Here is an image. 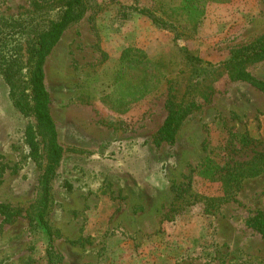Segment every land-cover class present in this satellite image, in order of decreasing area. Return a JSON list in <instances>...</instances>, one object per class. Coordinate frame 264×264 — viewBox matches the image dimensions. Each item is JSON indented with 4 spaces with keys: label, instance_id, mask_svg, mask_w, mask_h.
Instances as JSON below:
<instances>
[{
    "label": "rangeland",
    "instance_id": "obj_1",
    "mask_svg": "<svg viewBox=\"0 0 264 264\" xmlns=\"http://www.w3.org/2000/svg\"><path fill=\"white\" fill-rule=\"evenodd\" d=\"M36 4L52 12L59 0H0V16H29ZM86 6L44 63L62 148L46 216L58 264H264V241L246 224L264 213V173L244 178L234 200L209 209L204 197L217 196L219 184L201 174L227 139L238 161L264 151V87L205 73L206 100L181 121L174 142L154 143L168 95L184 90L186 53L216 64L260 39L264 0ZM143 8L174 26H155ZM246 71L264 83V60ZM34 123L14 107L0 76V202L20 210L9 223L0 216V264L46 262L47 237L27 218L46 160L40 140L35 152L25 141Z\"/></svg>",
    "mask_w": 264,
    "mask_h": 264
},
{
    "label": "trees",
    "instance_id": "obj_2",
    "mask_svg": "<svg viewBox=\"0 0 264 264\" xmlns=\"http://www.w3.org/2000/svg\"><path fill=\"white\" fill-rule=\"evenodd\" d=\"M88 0H59L56 10L50 12L36 4L34 14L29 16H0V76L8 87L9 97L14 107L25 117H32L35 123L25 129V141L33 152L38 143H43L46 160L38 178L37 196L33 211L27 217L32 229H39L47 237L45 264H58V256L52 248L53 232L46 216L50 201L51 180L62 156V148L57 142V132L49 112V93L44 84V63L68 25L81 18ZM190 1V0H188ZM147 15L155 26L168 29L174 25L150 9L139 11ZM128 50L122 52L121 59L127 58ZM264 60V35L249 44L231 52L224 61L212 64L209 61L186 53L185 63L188 76L182 93L170 94L166 100L167 114L158 129L154 143H172L181 121L206 100L212 91L210 84L199 88L205 80V73L214 72L220 76L226 73L229 79L245 80L264 87V83L254 80L246 71V66ZM218 70V71H216ZM173 83V78L168 80ZM197 93L196 95H194ZM40 140V142H39ZM241 139L240 141H242ZM232 140H226V147L218 159L206 157L201 165V174L210 182L219 184L217 196L204 197L206 208L234 200V196L244 178L264 173V151L255 150L246 160L234 159ZM20 214L11 206L0 202V216L9 223ZM246 224L256 231L264 241V213L258 211L246 219Z\"/></svg>",
    "mask_w": 264,
    "mask_h": 264
}]
</instances>
